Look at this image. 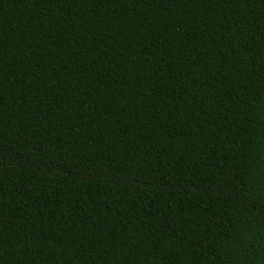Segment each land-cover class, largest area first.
<instances>
[{
  "label": "trees",
  "instance_id": "16d2710c",
  "mask_svg": "<svg viewBox=\"0 0 264 264\" xmlns=\"http://www.w3.org/2000/svg\"><path fill=\"white\" fill-rule=\"evenodd\" d=\"M0 264H264V0H0Z\"/></svg>",
  "mask_w": 264,
  "mask_h": 264
}]
</instances>
